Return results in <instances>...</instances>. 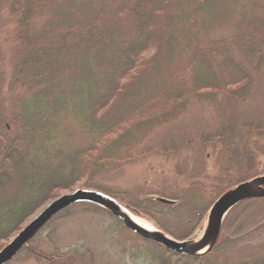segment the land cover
I'll return each mask as SVG.
<instances>
[{"label": "trees", "instance_id": "obj_1", "mask_svg": "<svg viewBox=\"0 0 264 264\" xmlns=\"http://www.w3.org/2000/svg\"><path fill=\"white\" fill-rule=\"evenodd\" d=\"M2 8L13 45L6 70L0 42V243L77 186L116 200L175 240L188 239L192 229L184 235L160 221L190 202L184 196L168 198L162 187L140 192L177 202L169 206L94 184L151 157L179 160L188 151L176 173L197 194L190 198L204 202L201 217L221 195L262 175L264 0H0ZM204 108L215 115L211 125L188 126L187 117ZM253 200L231 210L220 234ZM187 208L196 220V206ZM152 245L148 264H210L206 255ZM33 249L20 253L44 256ZM80 257L74 249L44 258L79 264Z\"/></svg>", "mask_w": 264, "mask_h": 264}, {"label": "rangeland", "instance_id": "obj_2", "mask_svg": "<svg viewBox=\"0 0 264 264\" xmlns=\"http://www.w3.org/2000/svg\"><path fill=\"white\" fill-rule=\"evenodd\" d=\"M8 20L9 16L7 15V11L2 8L0 10V42L3 51L2 61L6 70L8 69V59L13 45L10 41L13 23ZM148 55L149 54L146 56ZM6 70L4 69V72H6ZM154 77L155 75L151 78L154 80L152 81L153 83H155ZM157 77H159L161 81L158 83V85L161 86L160 93L162 96H165L168 94L167 84L163 81V77ZM258 95L262 104L260 105V102H257L259 103L257 106L262 107L264 105V86L259 90ZM241 108L243 111L244 107L242 106ZM214 117L215 115L213 113L211 114L209 108H204L202 110L196 109L187 117L186 123L188 126H190V124L200 127L203 124L209 126L211 125V119ZM171 130L172 129L164 130L163 135L171 134ZM188 133H191L190 129ZM80 140L83 141L81 137L74 141L77 142ZM188 155V151L181 152V158L179 160L157 156L151 157L146 161L136 162L132 165L118 168L100 177L94 181V184L108 191L121 193L120 197L126 198L127 200L131 198H134L135 201L142 200L143 198L147 199L148 196L153 194L142 195L140 192L144 193L145 190H150L151 192L158 191L161 187V189H166L168 191H165V195L168 196V198L177 195L184 196V199L190 201V204H187L185 200H183L185 203H183L182 208L180 205V208H176V210L172 211L171 215L168 213L165 219H160V221L170 228L171 231L179 232L184 235L192 229V233L188 239L198 240L204 233L209 209L212 205L207 208L208 210L204 213L205 215L203 214L204 216L201 217L202 215L200 216L199 210L204 207V202L200 198L194 201L190 198V195L197 196V194H193L192 192L189 193L190 191L186 188L187 184H184L182 178H179L176 173V170H179V174H181L182 167L181 165L178 166V164ZM259 160L261 162L259 174L262 173V175H264V157L259 158ZM207 167L212 171L213 167L211 161L207 163ZM169 188L174 189L169 190ZM76 190L84 189H79L77 186L69 190L61 191L53 200L62 195L75 192ZM98 193L106 196L101 192ZM159 193L163 194V192ZM258 200L259 199H255V202L246 204L247 206L244 207L241 213L238 212L230 218L229 224L227 223V228L224 230L223 234L221 233L219 235L214 247L206 254L200 255H206L204 260L209 261L210 264H258L259 261L264 259V201ZM251 201L254 200L252 199ZM47 204L37 210L28 221L24 223L22 228L37 216ZM117 204L120 205L118 202ZM185 204L189 205L187 207L196 206V220L193 219L188 212L191 208L185 207ZM120 206L122 207V205ZM122 208L131 213L130 210L124 207ZM66 209H64L65 211H61L57 218H54V220L50 221L40 230L34 237V240L28 243L29 247H24V249L30 247L34 248L33 250L44 255L43 257L40 255H30L27 252H19L18 255L7 264H48L44 257L53 254L55 250L68 251L74 249L81 255L79 264H148L146 261L150 259V255H152L150 251L157 252L154 245H152L155 243L131 233L117 218L106 211L95 210L82 205V203L72 205ZM134 216L157 229L156 226L148 220L136 215ZM198 220L200 221L198 227L193 229L192 227L196 222H199ZM17 233L18 232L8 241L1 242V249H3ZM165 234L168 235L167 233ZM168 236L171 237L170 235ZM221 236L223 238L218 245ZM216 246L215 252L208 255Z\"/></svg>", "mask_w": 264, "mask_h": 264}, {"label": "water", "instance_id": "obj_3", "mask_svg": "<svg viewBox=\"0 0 264 264\" xmlns=\"http://www.w3.org/2000/svg\"><path fill=\"white\" fill-rule=\"evenodd\" d=\"M147 199L162 205L174 206L177 204L174 200L157 195H150ZM252 199H264V175L240 183L221 195L209 209L206 228L200 239L177 241L160 230L147 231L140 227L126 215L123 208L114 199L95 191L76 190L47 204L37 216L20 229L13 239L0 250V264L10 262L24 247L28 246V243L51 219L64 209L78 203H91L99 206L117 218L131 233L158 244L167 251L189 257L200 256L214 247L220 235L223 221L230 211L237 205Z\"/></svg>", "mask_w": 264, "mask_h": 264}, {"label": "bare ground", "instance_id": "obj_4", "mask_svg": "<svg viewBox=\"0 0 264 264\" xmlns=\"http://www.w3.org/2000/svg\"><path fill=\"white\" fill-rule=\"evenodd\" d=\"M92 191V190H89ZM123 211L126 213V215L137 225H139L140 227H142L143 229L147 230V231H153L155 228L153 226H151L150 224H148L147 222L143 221L140 218L135 217L134 215H132L131 213H129L128 211L124 210Z\"/></svg>", "mask_w": 264, "mask_h": 264}]
</instances>
